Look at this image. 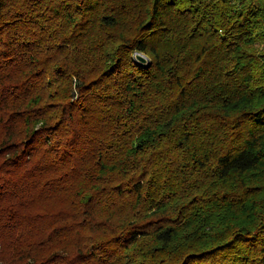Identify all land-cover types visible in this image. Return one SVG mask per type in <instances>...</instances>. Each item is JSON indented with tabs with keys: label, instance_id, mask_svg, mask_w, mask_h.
<instances>
[{
	"label": "trees",
	"instance_id": "obj_1",
	"mask_svg": "<svg viewBox=\"0 0 264 264\" xmlns=\"http://www.w3.org/2000/svg\"><path fill=\"white\" fill-rule=\"evenodd\" d=\"M258 41L264 0H0V264H264Z\"/></svg>",
	"mask_w": 264,
	"mask_h": 264
},
{
	"label": "clouds",
	"instance_id": "obj_2",
	"mask_svg": "<svg viewBox=\"0 0 264 264\" xmlns=\"http://www.w3.org/2000/svg\"><path fill=\"white\" fill-rule=\"evenodd\" d=\"M133 58H136V51H133L131 54H130ZM139 56L141 58H143L145 60V62L151 60V55L150 54H147L145 52H139Z\"/></svg>",
	"mask_w": 264,
	"mask_h": 264
},
{
	"label": "water",
	"instance_id": "obj_3",
	"mask_svg": "<svg viewBox=\"0 0 264 264\" xmlns=\"http://www.w3.org/2000/svg\"><path fill=\"white\" fill-rule=\"evenodd\" d=\"M135 60L137 61L138 64L142 66H148L150 64V60L145 62V60L139 56V52H136Z\"/></svg>",
	"mask_w": 264,
	"mask_h": 264
},
{
	"label": "rangeland",
	"instance_id": "obj_4",
	"mask_svg": "<svg viewBox=\"0 0 264 264\" xmlns=\"http://www.w3.org/2000/svg\"><path fill=\"white\" fill-rule=\"evenodd\" d=\"M256 47L260 52H264V42L258 41Z\"/></svg>",
	"mask_w": 264,
	"mask_h": 264
}]
</instances>
